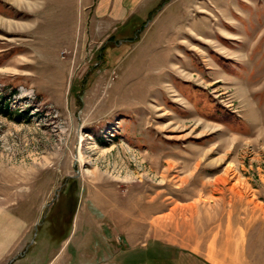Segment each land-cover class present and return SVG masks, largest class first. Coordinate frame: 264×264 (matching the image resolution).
Masks as SVG:
<instances>
[{
  "label": "rangeland",
  "instance_id": "1",
  "mask_svg": "<svg viewBox=\"0 0 264 264\" xmlns=\"http://www.w3.org/2000/svg\"><path fill=\"white\" fill-rule=\"evenodd\" d=\"M1 19L0 264H264V0Z\"/></svg>",
  "mask_w": 264,
  "mask_h": 264
},
{
  "label": "bare ground",
  "instance_id": "2",
  "mask_svg": "<svg viewBox=\"0 0 264 264\" xmlns=\"http://www.w3.org/2000/svg\"><path fill=\"white\" fill-rule=\"evenodd\" d=\"M18 2H20V3H23V1H18ZM19 3V4H20ZM24 4H27V5H29V3H24ZM6 20V19H5ZM0 20V23H2L3 24V26H5V27H8L9 29L11 28V26L12 25H15V24H17V23H12L11 21H8V20ZM17 25H19V24H17Z\"/></svg>",
  "mask_w": 264,
  "mask_h": 264
},
{
  "label": "crops",
  "instance_id": "3",
  "mask_svg": "<svg viewBox=\"0 0 264 264\" xmlns=\"http://www.w3.org/2000/svg\"><path fill=\"white\" fill-rule=\"evenodd\" d=\"M119 9H121V10H120V11H121L120 16H122V15H128V14H126V13H127V10L129 9L127 5H125V7H123V6L121 5ZM122 10H123V11H122Z\"/></svg>",
  "mask_w": 264,
  "mask_h": 264
},
{
  "label": "trees",
  "instance_id": "4",
  "mask_svg": "<svg viewBox=\"0 0 264 264\" xmlns=\"http://www.w3.org/2000/svg\"><path fill=\"white\" fill-rule=\"evenodd\" d=\"M0 112L5 115L8 116L10 114V111L8 110V105H5V108L3 110H0Z\"/></svg>",
  "mask_w": 264,
  "mask_h": 264
}]
</instances>
